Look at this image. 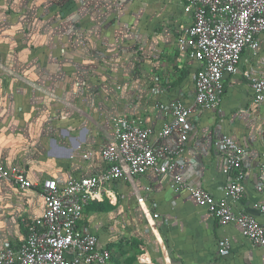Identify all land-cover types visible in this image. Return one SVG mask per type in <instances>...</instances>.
Returning <instances> with one entry per match:
<instances>
[{
  "label": "crops",
  "instance_id": "crops-1",
  "mask_svg": "<svg viewBox=\"0 0 264 264\" xmlns=\"http://www.w3.org/2000/svg\"><path fill=\"white\" fill-rule=\"evenodd\" d=\"M43 1L0 0L1 163L20 167L34 183L100 175L108 168L102 151L113 139V118L134 117L152 130L150 141L155 146L168 152L184 147L182 156L175 158L179 166L171 176L183 175L190 186L209 191L217 200L224 198L223 188L230 181L219 141L224 136L234 139L245 151L246 195L233 208L236 213H256L253 203L264 201V191L258 190L264 187V103H256L245 73L264 80V32L259 36L260 49L245 50L237 73L225 75L220 106L194 108L188 140L181 145L179 130L166 139L159 137L174 121L170 111L159 105L180 102L196 107L200 63L191 49L177 43L193 22L192 14L185 11L186 1L115 0L113 4L119 6L128 3L130 15L122 10L113 25L118 27V21L132 15L141 20L132 34H137L133 36L137 42L133 41L128 62L131 71L122 76L107 74L94 88L89 73L76 74L88 66L80 65L84 60L90 64L92 58L100 59L91 47L76 62V53L69 47L43 44L39 28L34 40L28 37L29 8L32 3L35 9L43 7ZM82 21L78 31L91 36ZM94 28L100 35L105 30ZM118 30L122 35L129 33L121 26ZM116 48L117 58L123 60V47ZM57 59L63 62L58 64ZM64 62L68 65L59 67ZM171 176L160 178L150 171L118 180L107 186L101 203L87 207L80 225L94 232L99 245L112 252L108 264H264L263 247L246 239L237 224L221 225L187 192H174ZM0 205L6 212L0 249L7 245L18 249L27 238L25 221L41 216L45 202L38 189L20 190L0 179ZM224 239L232 247L226 257L219 252Z\"/></svg>",
  "mask_w": 264,
  "mask_h": 264
},
{
  "label": "built area",
  "instance_id": "built-area-1",
  "mask_svg": "<svg viewBox=\"0 0 264 264\" xmlns=\"http://www.w3.org/2000/svg\"><path fill=\"white\" fill-rule=\"evenodd\" d=\"M185 11L192 14L193 22L177 39L181 48L191 49L200 63L196 73V107L180 102L159 107L169 110L174 117L160 133L168 138L181 131L180 144L188 140L189 117L194 108L216 109L222 101L225 75L237 73L245 50L261 47L259 36L264 32V0H185ZM257 104L264 103V80L245 73ZM113 139L102 151L108 168L93 177H74L66 182L48 178L34 183L25 171L15 165L0 162V179L20 190L38 189L45 202V211L27 225V238L15 249L11 245L0 249V264H108L112 252L99 245V238L81 227L88 206L101 202L108 194L107 186L118 180L135 179L150 171L160 178L171 176L179 166L184 147L168 152L151 143L152 130L134 117L113 118ZM225 155L224 173L230 181L223 188L224 198L217 200L209 191L190 186L181 174H174L170 183L176 193L187 192L195 202L211 213L221 225L237 224L242 235L253 245L264 248V201L252 207L256 213H236L233 203L246 195L243 169L244 149L230 136L219 141ZM3 147L0 145V158ZM86 159L90 154L85 155ZM184 168V167H181ZM260 192L264 187L259 186ZM258 214V216H257ZM159 215L156 214L155 218ZM229 239L219 242L222 256L231 253Z\"/></svg>",
  "mask_w": 264,
  "mask_h": 264
},
{
  "label": "rangeland",
  "instance_id": "rangeland-1",
  "mask_svg": "<svg viewBox=\"0 0 264 264\" xmlns=\"http://www.w3.org/2000/svg\"><path fill=\"white\" fill-rule=\"evenodd\" d=\"M44 1L42 4L43 7L37 6L35 9L36 4L32 3L29 8V13L27 15V31L29 38L34 40L37 36V29L39 28V32H42L44 36L43 44H45V42H57L60 48L64 46L69 47L70 52L72 50L76 53V62H80L84 54L88 53L87 51H89L91 47L94 53H97L96 57H100V59L96 60L92 58L90 64L88 60H84V63L82 62L80 65L84 64V66H88H86L85 69L79 68V70H76V74L82 72L89 73L93 79L91 83L93 88L99 87L101 81L106 79L107 74L122 76L130 73L131 68L130 63H128L130 62V53L132 52L131 49L135 47L133 41L137 42V40L133 38V36L137 34L133 36L132 34L134 31H137L141 25L140 16L132 15V18H125L123 20L124 22H121V20L118 21L117 24L126 29V31L129 32L128 34L122 35L120 30H118L119 26L116 27V25H113L115 24L114 21L116 17L122 10L125 14L130 15L127 11L128 6H130L128 3L119 6V4H113L115 0H47L45 3ZM85 14H87L86 19L82 21ZM79 21H82V28H86V32L92 31L91 36H88L85 32L81 33L78 31L77 26ZM147 24L148 21L143 25L146 26ZM96 26L105 28L101 35L99 32H93ZM89 28H92V30ZM116 29L118 31H115ZM96 31H98V29ZM84 35L86 36L85 39ZM118 45L123 47V60L117 58L119 51L116 47H118ZM105 46L108 50L107 53H105ZM125 49L129 50L124 51ZM101 53H104V57L100 56ZM59 61L60 60L57 59L56 62L60 64L62 60ZM67 65L68 64L64 62L62 65H59V67L61 66L62 68ZM47 67L49 68L50 66ZM52 79L53 78H51V80ZM5 215L6 212L4 211V207H0V234L6 225V220L4 219Z\"/></svg>",
  "mask_w": 264,
  "mask_h": 264
},
{
  "label": "clouds",
  "instance_id": "clouds-1",
  "mask_svg": "<svg viewBox=\"0 0 264 264\" xmlns=\"http://www.w3.org/2000/svg\"><path fill=\"white\" fill-rule=\"evenodd\" d=\"M99 203H101V202H99ZM92 206H94V205H92Z\"/></svg>",
  "mask_w": 264,
  "mask_h": 264
},
{
  "label": "trees",
  "instance_id": "trees-1",
  "mask_svg": "<svg viewBox=\"0 0 264 264\" xmlns=\"http://www.w3.org/2000/svg\"><path fill=\"white\" fill-rule=\"evenodd\" d=\"M78 26H79V24H78ZM95 206V205H94Z\"/></svg>",
  "mask_w": 264,
  "mask_h": 264
}]
</instances>
